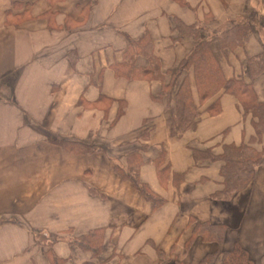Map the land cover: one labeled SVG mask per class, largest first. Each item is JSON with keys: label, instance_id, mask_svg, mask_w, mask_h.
<instances>
[{"label": "crops", "instance_id": "1", "mask_svg": "<svg viewBox=\"0 0 264 264\" xmlns=\"http://www.w3.org/2000/svg\"><path fill=\"white\" fill-rule=\"evenodd\" d=\"M176 20L211 41L226 79L252 83L264 103V71L248 68L264 57V0H0V264H210L237 244L264 264V165L219 197L223 161L194 155L261 150L264 135L255 140V119L223 91L202 106L196 130L172 135L163 84L198 42ZM231 20L251 33L222 51L215 38ZM147 34L164 82L123 75L149 66L136 44ZM136 172L160 205L128 178ZM203 223L223 226L222 242L195 234ZM92 235L102 238L97 255L80 246Z\"/></svg>", "mask_w": 264, "mask_h": 264}, {"label": "trees", "instance_id": "2", "mask_svg": "<svg viewBox=\"0 0 264 264\" xmlns=\"http://www.w3.org/2000/svg\"><path fill=\"white\" fill-rule=\"evenodd\" d=\"M176 21V28L181 33L196 34L198 42L181 61L177 71L172 74L171 81L165 85L163 84L161 97L167 99L168 106L172 109V135L181 137L187 131L196 130L203 113L202 106L223 91L237 99L245 114L253 116L255 119V134L257 137H262L264 135V103L259 100L253 84L245 83L238 78L226 79L220 61L213 53L211 41L201 40L195 26L185 27L181 22ZM250 33L251 29L245 22L231 20L227 24V30L216 36L215 40L220 44L222 51L226 49L234 51L246 44ZM136 44L141 53L147 54L150 64L142 70L133 67V65H127L123 69V75L129 78L158 79L164 82L165 74L161 72L160 62L154 54L150 36L145 35ZM248 68L252 77L261 74L264 71V57L257 56L249 59ZM190 72L194 74V83L198 94L197 100L193 93L189 77ZM183 73L184 76L180 79ZM217 104L218 102L215 101L208 110L217 112ZM194 155L197 160L203 157L207 160L223 161L221 176L224 179V189L219 193V197L229 198L233 196L251 183L255 179L257 169L264 165V147L257 150L249 144H226L223 153L219 157L214 156L210 150L202 151L198 149L194 150ZM128 178L138 190L153 201L154 206L161 204V199L139 180L137 172ZM224 232L223 226L208 223L197 224L194 229V233L201 235L205 240L218 239L221 242L224 238ZM95 235L91 237H88V235L81 239L80 246L83 249L91 250L97 255L101 251L102 238L94 237ZM219 256H222L223 264H253L248 251L240 244H237L231 251H223L221 248L217 254L206 257L204 262L214 264ZM54 262L55 264L64 263L58 257H54Z\"/></svg>", "mask_w": 264, "mask_h": 264}, {"label": "rangeland", "instance_id": "3", "mask_svg": "<svg viewBox=\"0 0 264 264\" xmlns=\"http://www.w3.org/2000/svg\"><path fill=\"white\" fill-rule=\"evenodd\" d=\"M254 138H255V140H257V139L260 138V137H259V136L257 137L256 134H255V137H254Z\"/></svg>", "mask_w": 264, "mask_h": 264}]
</instances>
